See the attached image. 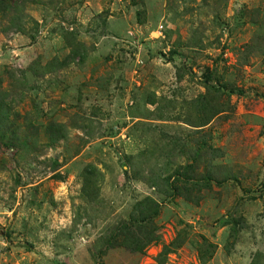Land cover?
Masks as SVG:
<instances>
[{
	"label": "rangeland",
	"instance_id": "1",
	"mask_svg": "<svg viewBox=\"0 0 264 264\" xmlns=\"http://www.w3.org/2000/svg\"><path fill=\"white\" fill-rule=\"evenodd\" d=\"M0 113V264H264V0H0Z\"/></svg>",
	"mask_w": 264,
	"mask_h": 264
},
{
	"label": "trees",
	"instance_id": "2",
	"mask_svg": "<svg viewBox=\"0 0 264 264\" xmlns=\"http://www.w3.org/2000/svg\"><path fill=\"white\" fill-rule=\"evenodd\" d=\"M1 114H3V113H0V115H1ZM6 114H7V113H6ZM5 118H8V117L6 116V117H4V119H5ZM258 258H259V256H258ZM251 264H259L258 261H257V258H256V257H254V258L252 259Z\"/></svg>",
	"mask_w": 264,
	"mask_h": 264
}]
</instances>
